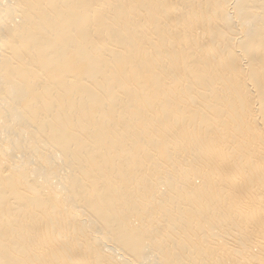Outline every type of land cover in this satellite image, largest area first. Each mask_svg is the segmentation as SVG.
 Segmentation results:
<instances>
[{
    "label": "bare ground",
    "instance_id": "1",
    "mask_svg": "<svg viewBox=\"0 0 264 264\" xmlns=\"http://www.w3.org/2000/svg\"><path fill=\"white\" fill-rule=\"evenodd\" d=\"M0 264H264V0H0Z\"/></svg>",
    "mask_w": 264,
    "mask_h": 264
}]
</instances>
